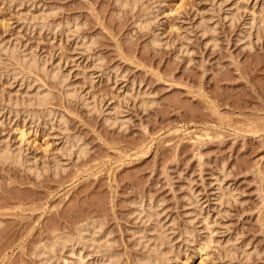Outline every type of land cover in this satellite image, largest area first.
<instances>
[{
	"label": "rangeland",
	"instance_id": "rangeland-1",
	"mask_svg": "<svg viewBox=\"0 0 264 264\" xmlns=\"http://www.w3.org/2000/svg\"><path fill=\"white\" fill-rule=\"evenodd\" d=\"M3 144L0 264H264V0H0Z\"/></svg>",
	"mask_w": 264,
	"mask_h": 264
},
{
	"label": "bare ground",
	"instance_id": "bare-ground-1",
	"mask_svg": "<svg viewBox=\"0 0 264 264\" xmlns=\"http://www.w3.org/2000/svg\"><path fill=\"white\" fill-rule=\"evenodd\" d=\"M134 3V2H133ZM133 5V4H132ZM122 6V5H121ZM124 6V5H123ZM133 7V6H132ZM142 22V21H141ZM144 23V22H143ZM30 59V58H29ZM19 60V59H18ZM31 61H32V59H31ZM28 62V61H27ZM28 64V63H27ZM29 64H30V66H35L36 64H34V62L32 63V62H29ZM28 64V65H29ZM33 71V70H32ZM41 94V93H40ZM40 99V98H39ZM22 136H23V134H22ZM7 145H8V143H6ZM4 145L3 144V146L2 145H0V158H2V159H9V158H11L12 156H13V154H12V152H13V150L12 149H8V146H10V145ZM78 149V148H77ZM10 150H12V152H10ZM17 156H19L20 157V155H19V153H17ZM17 156H14V158H15V161H20L21 159L19 158V157H17ZM12 159V158H11ZM143 202V201H142ZM152 202V201H151ZM143 203H140L139 205H138V213L139 212H141L142 210H143V208H145L144 207V205H142ZM150 204V203H149ZM152 208V207H151ZM147 209V208H146ZM144 211V210H143ZM145 212V211H144ZM147 212V211H146ZM138 213H137V215H138ZM141 215V213H139V216ZM147 217V216H146ZM143 218V217H142ZM147 218H149V217H147ZM150 218H151V216H150ZM89 222V221H88ZM154 225H152V227H153ZM81 227L82 228H78V230H76V232H77V234H76V236L75 235H61V236H55L56 238H54V240L53 241H51V242H49L48 244L46 243L45 245H42L43 247H41V250H40V253L39 254H37V255H40L41 257V259L42 260H49V258H54V257H62L61 255L63 254V252H64V249L66 250V248L68 247V246H70V247H72L73 246V248H74V243L76 244V242H79V243H81V244H85V243H91L92 245V247L95 245V247H96V249L101 245V247H103L102 246V244H96L97 242H99L100 241V236H99V241H97L98 240V236H97V234H95L96 232L98 233V230H95V229H99V227L98 226H96V223H95V225L93 224V223H91V225L89 224V223H87V225L86 226H82L81 225ZM150 228V230H153L154 231V229L155 228ZM156 227V226H155ZM148 228H149V226H148ZM158 228H156L155 230H156V232L159 230H157ZM149 230V231H150ZM148 231V230H147ZM155 232V231H154ZM162 231H160L159 233H161ZM99 233H100V231H99ZM158 234V233H157ZM163 235V233L159 236V235H157V237L159 236V238H161V236ZM154 236H156V235H154ZM156 237V238H157ZM105 238V237H104ZM152 238L155 240V237H153L152 236ZM103 239V238H102ZM101 239V240H102ZM152 239V240H153ZM97 241V242H94V241ZM156 240H158V238L156 239ZM161 240H162V238H161ZM109 241V240H108ZM107 241V242H108ZM104 242H105V240H104ZM158 242V241H157ZM162 241H160V239H159V244L161 243ZM101 243V242H100ZM156 244V243H155ZM158 243L156 244V245H159ZM162 244V243H161ZM160 244V247L162 246ZM168 245V244H167ZM76 246V245H75ZM104 246H105V244H104ZM85 247V246H84ZM155 247V246H154ZM158 247V249L160 248L159 246H157ZM71 249V248H70ZM100 249V248H99ZM155 249V248H154ZM158 249L156 250L157 252H160V249H159V251H158ZM69 250V249H68ZM163 252H164V250H163ZM38 253V252H37ZM152 253V252H151ZM162 253V252H161ZM165 253V252H164ZM163 253V254H164ZM162 255V254H161ZM166 255V254H165ZM164 255V256H165ZM49 256V257H48ZM102 256V255H101ZM112 256V255H111ZM111 256H109V259H108V262L110 261V263L112 262V257ZM158 256V255H157ZM108 257V256H107ZM52 258V259H53ZM63 258V257H62ZM159 259L160 258H163V256L162 257H158ZM158 258L156 257V263H157V261H158ZM58 259V258H57ZM155 259V258H154ZM51 260V259H50ZM150 259H148L147 261L145 260V262L144 263H142V264H152V261H149ZM162 260V259H161ZM45 261V263H47ZM117 261V260H116ZM142 261H144V260H141V262ZM155 262V261H154ZM159 262V261H158ZM49 263V262H48ZM47 263V264H48ZM57 263V262H56ZM42 264V263H41ZM50 264V263H49ZM65 264V263H64ZM139 264V263H138ZM141 264V263H140ZM153 264H155V263H153Z\"/></svg>",
	"mask_w": 264,
	"mask_h": 264
}]
</instances>
